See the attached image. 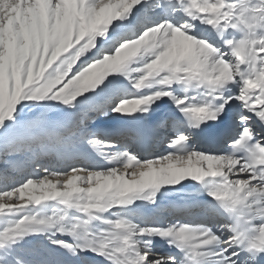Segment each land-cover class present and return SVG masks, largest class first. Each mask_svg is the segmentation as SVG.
Segmentation results:
<instances>
[{
  "label": "snow or ice",
  "instance_id": "snow-or-ice-1",
  "mask_svg": "<svg viewBox=\"0 0 264 264\" xmlns=\"http://www.w3.org/2000/svg\"><path fill=\"white\" fill-rule=\"evenodd\" d=\"M0 264H264V0H0Z\"/></svg>",
  "mask_w": 264,
  "mask_h": 264
},
{
  "label": "bare ground",
  "instance_id": "bare-ground-1",
  "mask_svg": "<svg viewBox=\"0 0 264 264\" xmlns=\"http://www.w3.org/2000/svg\"><path fill=\"white\" fill-rule=\"evenodd\" d=\"M158 151H161V150H157V149L152 150V152H158ZM158 243H159V248L161 251H167V246L163 244V242H158Z\"/></svg>",
  "mask_w": 264,
  "mask_h": 264
}]
</instances>
